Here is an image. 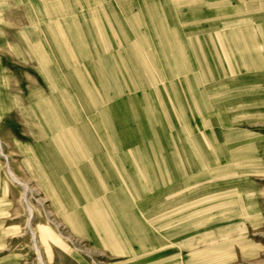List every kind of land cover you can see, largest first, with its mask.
Wrapping results in <instances>:
<instances>
[{
    "label": "rangeland",
    "instance_id": "rangeland-1",
    "mask_svg": "<svg viewBox=\"0 0 264 264\" xmlns=\"http://www.w3.org/2000/svg\"><path fill=\"white\" fill-rule=\"evenodd\" d=\"M0 264H264V0H0Z\"/></svg>",
    "mask_w": 264,
    "mask_h": 264
}]
</instances>
